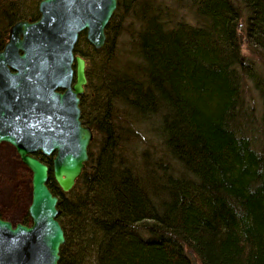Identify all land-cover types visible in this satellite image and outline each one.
<instances>
[{
    "label": "trees",
    "instance_id": "trees-1",
    "mask_svg": "<svg viewBox=\"0 0 264 264\" xmlns=\"http://www.w3.org/2000/svg\"><path fill=\"white\" fill-rule=\"evenodd\" d=\"M40 2L27 18L0 0V51ZM106 35L76 47L94 140L75 187L35 154L60 264H264V0H118Z\"/></svg>",
    "mask_w": 264,
    "mask_h": 264
},
{
    "label": "water",
    "instance_id": "water-1",
    "mask_svg": "<svg viewBox=\"0 0 264 264\" xmlns=\"http://www.w3.org/2000/svg\"><path fill=\"white\" fill-rule=\"evenodd\" d=\"M117 8L118 0H41L37 20L10 28L0 51V143L15 147L32 172L33 191L30 224L0 217V264H60L66 235L59 197L48 186L50 167L34 154L54 156L59 187H75L94 140L82 121L88 64L76 47L85 32L102 49Z\"/></svg>",
    "mask_w": 264,
    "mask_h": 264
},
{
    "label": "rangeland",
    "instance_id": "rangeland-1",
    "mask_svg": "<svg viewBox=\"0 0 264 264\" xmlns=\"http://www.w3.org/2000/svg\"><path fill=\"white\" fill-rule=\"evenodd\" d=\"M40 0H18L27 18ZM27 15V16H26ZM90 44V43H89ZM80 47L90 52V46L80 40ZM90 71V68L88 67ZM32 172L22 162L16 149L8 143H0V214L13 223L22 222L32 200ZM196 264H201L196 260Z\"/></svg>",
    "mask_w": 264,
    "mask_h": 264
},
{
    "label": "flooded vegetation",
    "instance_id": "flooded-vegetation-1",
    "mask_svg": "<svg viewBox=\"0 0 264 264\" xmlns=\"http://www.w3.org/2000/svg\"><path fill=\"white\" fill-rule=\"evenodd\" d=\"M38 12H39V8H38ZM39 17H40V13H39ZM39 17H37L36 20H37ZM26 21H27V20H26ZM34 21H35V20H34ZM85 92H86V91H85ZM81 107H82V102H81ZM82 111H83V110H82ZM82 121H83V124L86 125L85 122H84V120H83V112H82ZM10 145H11V144H10ZM13 147H14V146H13ZM14 148H15V147H14ZM39 152H40V151H39ZM36 153H38V152H36ZM36 153H35V154H36ZM35 154H34V156L36 157ZM44 156H46V155H44ZM49 157H54V156H49Z\"/></svg>",
    "mask_w": 264,
    "mask_h": 264
},
{
    "label": "bare ground",
    "instance_id": "bare-ground-1",
    "mask_svg": "<svg viewBox=\"0 0 264 264\" xmlns=\"http://www.w3.org/2000/svg\"><path fill=\"white\" fill-rule=\"evenodd\" d=\"M125 29V28H124ZM123 36V35H122ZM129 36V35H128ZM120 40V39H119ZM122 40V39H121ZM118 43V42H117ZM116 54V53H115ZM18 153V152H17Z\"/></svg>",
    "mask_w": 264,
    "mask_h": 264
}]
</instances>
